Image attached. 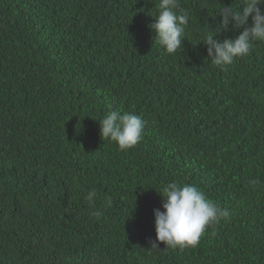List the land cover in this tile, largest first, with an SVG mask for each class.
Masks as SVG:
<instances>
[{"label":"trees","instance_id":"trees-1","mask_svg":"<svg viewBox=\"0 0 264 264\" xmlns=\"http://www.w3.org/2000/svg\"><path fill=\"white\" fill-rule=\"evenodd\" d=\"M124 1L118 23L116 0H0V264H264V41L215 66L201 39L242 0H178L189 24L165 54L159 0ZM110 110L145 122L126 152L100 136ZM173 182L230 218L151 249Z\"/></svg>","mask_w":264,"mask_h":264},{"label":"clouds","instance_id":"clouds-1","mask_svg":"<svg viewBox=\"0 0 264 264\" xmlns=\"http://www.w3.org/2000/svg\"><path fill=\"white\" fill-rule=\"evenodd\" d=\"M239 10L232 6L219 9L222 17L221 27L216 35L207 34L201 39L207 47V56L212 64L223 67L233 63L237 57L246 56L256 41H264V0H242ZM158 14L155 22L149 25L155 35V43L164 49L165 54H174L182 47L185 30L189 24V13L180 8L178 0H159ZM125 9L124 0H116L114 20L120 23L121 14ZM251 20V23H249ZM240 30L235 38H215L221 28ZM243 89L249 90L246 85ZM145 122L136 114H121L118 110H110L100 120V136L115 142L118 150L126 152L136 146L144 134ZM162 208L153 209L155 216V239H150L151 249L165 248L184 250L195 248L205 230L221 220L230 218V211L221 208L195 185L168 183L162 187ZM96 192L88 193L86 199L94 204ZM110 206L112 198H106ZM97 218L102 215L99 210L93 213Z\"/></svg>","mask_w":264,"mask_h":264}]
</instances>
